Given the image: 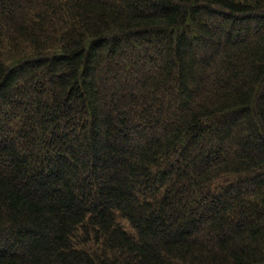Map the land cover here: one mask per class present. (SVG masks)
I'll return each mask as SVG.
<instances>
[{
	"label": "trees",
	"instance_id": "obj_1",
	"mask_svg": "<svg viewBox=\"0 0 264 264\" xmlns=\"http://www.w3.org/2000/svg\"><path fill=\"white\" fill-rule=\"evenodd\" d=\"M0 264H264V0H0Z\"/></svg>",
	"mask_w": 264,
	"mask_h": 264
},
{
	"label": "rangeland",
	"instance_id": "obj_2",
	"mask_svg": "<svg viewBox=\"0 0 264 264\" xmlns=\"http://www.w3.org/2000/svg\"><path fill=\"white\" fill-rule=\"evenodd\" d=\"M14 106H16V105H14ZM122 223H124V222H122ZM126 224V223H125Z\"/></svg>",
	"mask_w": 264,
	"mask_h": 264
}]
</instances>
